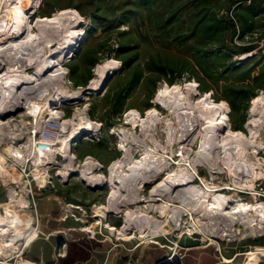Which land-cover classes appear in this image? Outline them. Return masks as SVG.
<instances>
[{
	"label": "rangeland",
	"instance_id": "1",
	"mask_svg": "<svg viewBox=\"0 0 264 264\" xmlns=\"http://www.w3.org/2000/svg\"><path fill=\"white\" fill-rule=\"evenodd\" d=\"M0 22L19 32L0 72L51 64L0 79V261L264 264V0H0ZM160 99L225 118L189 126Z\"/></svg>",
	"mask_w": 264,
	"mask_h": 264
},
{
	"label": "bare ground",
	"instance_id": "2",
	"mask_svg": "<svg viewBox=\"0 0 264 264\" xmlns=\"http://www.w3.org/2000/svg\"><path fill=\"white\" fill-rule=\"evenodd\" d=\"M19 1H22V0H18V2ZM32 1V0H31ZM28 2V1H27ZM21 3V2H20ZM27 4V3H26ZM25 3H24V6L26 5ZM16 6H18L17 4H16ZM21 6V5H20ZM13 7H14V5H13ZM19 7V6H18ZM17 7V8H18ZM16 8V9H17ZM25 8H26V6H25ZM15 9V10H16ZM6 10H8V9H6ZM21 10V9H20ZM19 13V12H18ZM4 19H5V22L6 23H9V25L8 26H10L11 27V25H13V23H14V19L12 18V16L11 15H9V16H7V13H6V15H4ZM1 23V22H0ZM12 23V24H11ZM16 26V25H15ZM9 27V28H10ZM5 28V27H4ZM4 28L0 25V42L2 41L3 43H5V42H9L10 43V41H13V40H15V37H16V35H18V33H16V32H13V33H10V32H8V29L6 30H4ZM8 28V27H7ZM72 35V34H71ZM69 36V35H68ZM71 37V36H70ZM76 37V36H75ZM71 39V38H70ZM57 40V39H56ZM59 40H61L62 42H66V45L67 46H71L72 45V47H73V44H75L76 42H75V40H72V41H69V40H65V38H64V40H63V38L61 37V38H59ZM76 40H77V38H76ZM47 42H53V43H55L54 42V40H47L46 41V43ZM52 43V44H53ZM1 44V43H0ZM9 50H11V46L9 47V46H7L6 47V49L4 50L5 51V53L6 52H8ZM5 53H3V54H1L0 55V59L3 61V62H5V63H8V60H10L11 61V58L9 57V56H7V58H10V59H6V54ZM52 54V53H51ZM58 55H60V52L58 53ZM34 60V59H33ZM26 62V61H25ZM24 61H22V63L19 65V66H16V67H20V70H18V69H16V67L15 66H13L14 68H8L7 70H5V72H0V79H1V77L2 76H6L5 77V79L7 78V81L8 82H10V84H13L12 82H15V81H18L19 80V82H18V84H23V83H25V82H27L28 80H32L33 78L35 79H37V80H39L44 74H45V72L47 71V70H49L50 68H51V64H50V62L49 61H47L46 59H43L41 62H38V64H37V61H35L34 60V63H36V70L34 71V73L33 74H29L30 72H28L26 69L28 68V65H27V63H25ZM31 62V61H30ZM14 65V64H13ZM108 66V65H107ZM98 69V68H97ZM100 69H103V67L102 68H100ZM105 69V68H104ZM108 69V68H107ZM98 71H101V70H99L98 69ZM104 71V70H103ZM104 73V72H103ZM99 74V73H98ZM53 80V79H52ZM96 81V80H95ZM46 83L48 82L49 83V81H45ZM44 82V83H45ZM52 82V81H51ZM100 82V81H99ZM99 82H94L93 83V85H94V87L96 88L97 86H98V83ZM0 84H1V82H0ZM26 84V83H25ZM28 84V83H27ZM59 89H58V86L56 87V91H58ZM16 92H17V89L15 90ZM33 91V89H31V87H24V89H21V91L17 94L16 92H15V94L14 95H17V98H28L29 97V95H30V93ZM0 97H2V96H0ZM207 97H208V95L206 94L205 95V99H207ZM182 98V97H181ZM264 97H263V95H257L254 99H253V104L256 106L257 105V103L258 102H260L262 99H263ZM161 100V99H160ZM170 101V100H169ZM161 102H162V106H164V107H166V109H167V112H169V115H171L172 116V118H173V116L175 115V114H177V113H175L174 115H172V113H174L175 111H178L179 109H181L182 110V108L184 109H189V110H191V113L192 114H190L191 115V117L190 116H188L189 118H187V120H188V124L187 125H193V122L195 121V120H198V119H200V120H203L205 117L207 118V120H208V122H207V126L206 127H208V128H211V125L212 124H214V123H217V122H222L223 121V119L225 118V115H224V111H218V106H221V104L220 105H213V106H210L209 104L207 105V106H205V107H196V106H193V105H191V103H189L188 102V100H186V101H183L182 103L180 102H177V101H170L169 103H167L166 101H164V100H161ZM210 103V102H209ZM212 103V102H211ZM219 104V103H218ZM216 110H215V109ZM208 111V113H210L211 111H214V112H211L212 114H209L208 116H206V112ZM179 112V111H178ZM43 113V112H42ZM180 113V112H179ZM178 113V114H179ZM183 113V112H182ZM181 113V114H182ZM186 113V112H185ZM186 115V114H185ZM24 116V115H23ZM147 118L149 119V120H151V121H155L154 122V124H152V126L153 127H156L157 125H158V123H161V121H159V120H157L156 121V119H155V117L154 116H152V114H151V112L148 114V116H147ZM14 118L12 117L11 118V120H13ZM11 120L10 119H8V121H4V122H0V124L2 123V126L3 127H10L11 126ZM186 120V121H187ZM150 121V122H151ZM129 123H131V122H129ZM152 123V122H151ZM133 125H134V129L136 128H138L139 129V127H138V125L137 124H134V123H132ZM141 128V127H140ZM82 129V128H81ZM188 129V128H187ZM76 133V132H75ZM74 133V134H75ZM190 134H191V132L189 133L188 132V130H187V132L185 131L184 132V135H185V138L186 139H188L189 138V136H190ZM6 138L8 139V140H10V138L9 137H7L6 136ZM127 142H129V141H127ZM70 146V145H69ZM52 147V146H51ZM51 147H50V145H49V147H48V149H43L42 151H44V152H46V151H48V150H51ZM68 147V142H65V145H64V147L61 149V151H65V149ZM133 151H135V149L133 150ZM61 153V152H60ZM142 155H144V157H147V151L146 150H143L142 152H140ZM181 159V158H180ZM136 166L135 165H132V167H131V169L133 170L134 168H135ZM162 169H159L158 171H161ZM58 173H60V174H64V173H66V170H59V171H57ZM179 177L180 178H178V179H173V180H170V182H172L173 184H172V188H175L177 185V183L178 182H180L181 181V176L179 175ZM127 188V187H126ZM146 189V187H144L143 188V190H145ZM127 190V189H126ZM128 191H130V190H128ZM127 191V192H128ZM132 192V191H131ZM163 192V191H162ZM185 192V191H184ZM140 193H142V190H140V189H138V188H134L133 189V192H132V194H134L136 197L137 196H139L140 195ZM160 195V194H159ZM164 197H166V198H168V200H171V199H173V198H178L179 196H183V193H181V192H177L176 193V195L175 196H171V195H169L168 194V192H164ZM219 196V194H217V196L216 197H218ZM117 198V197H116ZM115 197L113 198V199H116ZM174 200V199H173ZM115 201V200H114ZM113 202V201H112ZM116 203V202H115ZM112 204V203H111ZM207 204H208V206H206L207 208H206V211H208V212H216V211H218L220 208H221V200H220V198H216V200L214 199V200H211L210 202H207ZM113 205V204H112ZM153 211V213H156L157 211L156 210H152ZM164 213V212H163ZM162 213V214H163ZM157 214V213H156ZM247 215H250L249 213H247ZM223 219H227V221L228 220H230L229 218H227V217H223ZM197 220V219H196ZM259 220H262V221H264V214H261V218H259ZM127 222H131V221H127ZM198 222H199V220H197L196 221V224H198ZM223 222V221H222ZM133 223V222H132ZM129 224H131V223H129ZM128 224V225H129ZM135 224V223H134ZM145 224V223H144ZM143 223L141 224V225H144ZM137 225V224H136ZM140 225V226H141ZM210 225V224H209ZM228 225V224H227ZM135 225H133L132 227H134ZM135 227H137V226H135ZM146 227V226H145ZM218 226H215V225H213V224H211L210 225V229H208V233H212V234H214V235H218V228H217ZM228 227H229V225H228ZM227 227V228H228ZM249 227H251V226H249ZM143 227H141V229H142ZM223 229H225V228H223ZM250 229V228H249ZM253 228H251V230H250V232H248V233H253ZM248 231V230H247ZM246 231V232H247ZM246 235V234H245ZM260 250H262V248H256V249H252V250H250L249 252H248V254H256L258 251H260ZM263 255V254H262ZM231 260H229V259H227V258H225V260H224V262H230ZM241 264H249L248 262H247V260H245L244 262H242Z\"/></svg>",
	"mask_w": 264,
	"mask_h": 264
},
{
	"label": "built area",
	"instance_id": "3",
	"mask_svg": "<svg viewBox=\"0 0 264 264\" xmlns=\"http://www.w3.org/2000/svg\"><path fill=\"white\" fill-rule=\"evenodd\" d=\"M0 264H11V263H7V260H3V261H0Z\"/></svg>",
	"mask_w": 264,
	"mask_h": 264
}]
</instances>
